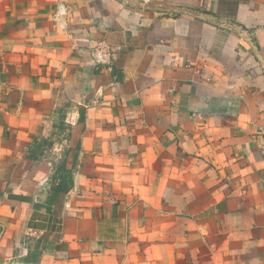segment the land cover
<instances>
[{"label":"crops","instance_id":"crops-1","mask_svg":"<svg viewBox=\"0 0 264 264\" xmlns=\"http://www.w3.org/2000/svg\"><path fill=\"white\" fill-rule=\"evenodd\" d=\"M0 264H264V0H0Z\"/></svg>","mask_w":264,"mask_h":264},{"label":"built area","instance_id":"built-area-1","mask_svg":"<svg viewBox=\"0 0 264 264\" xmlns=\"http://www.w3.org/2000/svg\"><path fill=\"white\" fill-rule=\"evenodd\" d=\"M147 1H149V0H144V2H147ZM59 11H60V13H63V8L61 7L59 9ZM93 53H94L93 57H94L95 61H98V62H99L101 57L106 55L105 54L106 53V46H105L104 39H100L97 42L96 46L93 48Z\"/></svg>","mask_w":264,"mask_h":264}]
</instances>
